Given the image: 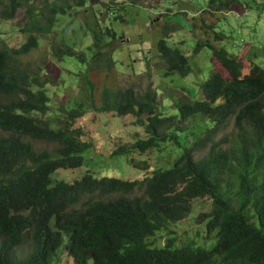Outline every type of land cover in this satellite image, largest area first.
Here are the masks:
<instances>
[{
  "label": "trees",
  "instance_id": "trees-1",
  "mask_svg": "<svg viewBox=\"0 0 264 264\" xmlns=\"http://www.w3.org/2000/svg\"><path fill=\"white\" fill-rule=\"evenodd\" d=\"M85 1L0 0V20L23 9L20 31L29 33L17 46L0 45V264H57L61 252L74 264H264V63L252 62L244 75L243 60L225 49L226 35L214 25L206 29L219 37L220 46L208 38L196 40L192 53L208 49L226 75L209 69L197 97L177 99L176 113L158 112L155 92L148 88L142 93L132 86L101 89L95 108L133 116L144 133L117 145L111 156L147 173L130 179L87 170L71 181L51 177L85 163L92 144L73 123L86 111L81 101L70 108L59 105L53 120L35 116L50 112L45 86L52 78L20 57L38 45L37 34L51 32L57 15ZM244 3L246 11L264 8L257 0H208L202 9L212 14ZM177 6L183 17L192 10L181 2ZM191 12L190 20L196 11ZM171 14L163 15L165 23ZM114 19L123 21L119 13ZM192 29L191 24V34ZM104 31L115 39L110 28ZM164 36L155 43L164 75H188L189 56L170 47ZM66 55H74L72 47L54 45L55 58ZM77 58L85 63L83 51ZM83 82L93 107L94 86L86 73ZM230 124L231 132L224 133ZM167 143L178 146L179 154L169 165L148 170L144 153ZM193 199L209 201L193 218L204 224L206 238H214L210 247L186 238L175 245L168 235L170 225L187 218ZM160 231L166 237L156 244L152 238Z\"/></svg>",
  "mask_w": 264,
  "mask_h": 264
},
{
  "label": "rangeland",
  "instance_id": "rangeland-1",
  "mask_svg": "<svg viewBox=\"0 0 264 264\" xmlns=\"http://www.w3.org/2000/svg\"><path fill=\"white\" fill-rule=\"evenodd\" d=\"M87 0L83 6H73L57 20L48 34H37L38 45L29 53L20 57L22 62H31L41 68L40 75L48 74L52 84L45 86L50 97V112L37 113L39 118L54 119L58 106L67 107L83 102L85 114L77 118L73 126L82 130V140L92 144L85 153V163L77 168L58 169L51 177L71 181L90 170L95 176H117L121 178H140L146 170L128 165L123 157H112V150L127 141L143 136V129L134 124V117L116 116L114 112H100L95 107L100 104V92L103 86L114 89L132 86L136 93L151 89L156 95L157 111L164 114L176 113L174 106L178 98L197 97L198 84L207 77V71L213 69L226 75V69L206 48L192 53L196 40H208L220 46L218 36L206 29L207 24L215 26L216 32L226 35L221 44L229 53H235L243 60L242 73H248L252 62L264 63V8L245 10V3L232 5L230 11H204L202 6L208 0ZM177 2L188 4L185 17L177 13ZM263 3L264 0H257ZM253 3V1H250ZM122 4V6H121ZM36 5V4H35ZM169 9H166L168 6ZM264 5V4H263ZM244 6V7H243ZM213 10V8H209ZM195 12L194 19H191ZM169 23H165L164 14H170ZM120 14L122 20L114 19ZM248 13V14H247ZM23 9H19L14 18L0 20V45L17 46L26 40L27 33L20 31L25 23ZM189 21V22H188ZM176 22V23H175ZM193 25L191 34L189 30ZM105 27L115 33V39L105 34ZM167 27L168 35L163 29ZM175 29H170V28ZM95 30V34L92 30ZM159 33V34H158ZM164 36L166 43L189 56L191 72L186 76L177 73L165 76V63L156 57L155 43ZM65 42L73 48L74 55L62 59L53 56V47ZM91 49H87L88 47ZM83 51L85 63L77 56ZM32 68L36 69L34 66ZM93 83L95 101L86 98L88 87L83 82V74ZM57 118V117H56ZM197 119V118H196ZM56 120V119H55ZM192 120H190L191 122ZM231 123V122H230ZM196 130V129H195ZM231 124L224 131L229 133ZM35 147H52L51 144L33 142ZM164 147V148H163ZM180 148L172 143L161 146L152 152L144 153L150 167L169 165L179 154ZM162 156V157H161ZM161 157V158H160ZM145 171V172H144ZM209 201L193 199L191 212L187 218L170 225L167 229L175 238V245L184 238L193 239L198 244L210 247L214 238L204 236V224L194 221V215L208 208ZM166 232H157L152 238L157 244L163 243ZM21 252L23 248L20 249ZM57 264H74L66 252H61Z\"/></svg>",
  "mask_w": 264,
  "mask_h": 264
},
{
  "label": "clouds",
  "instance_id": "clouds-1",
  "mask_svg": "<svg viewBox=\"0 0 264 264\" xmlns=\"http://www.w3.org/2000/svg\"><path fill=\"white\" fill-rule=\"evenodd\" d=\"M218 12V11H217ZM77 178V177H76Z\"/></svg>",
  "mask_w": 264,
  "mask_h": 264
}]
</instances>
